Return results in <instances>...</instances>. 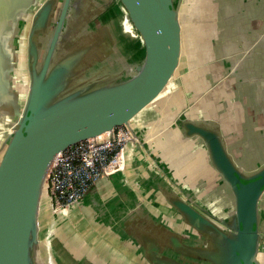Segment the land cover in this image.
Instances as JSON below:
<instances>
[{
  "label": "water",
  "instance_id": "obj_1",
  "mask_svg": "<svg viewBox=\"0 0 264 264\" xmlns=\"http://www.w3.org/2000/svg\"><path fill=\"white\" fill-rule=\"evenodd\" d=\"M232 2L0 0V98L3 89H10L14 104L13 122L0 132V138L4 137L0 150V264H84L64 256L65 248L51 236L55 223L47 225L48 262L43 263V210L48 209L53 221L66 218L72 208L90 203L99 184L124 174L129 149L139 144L131 122L145 109L160 104L167 106L162 116L165 124L176 122L186 137L202 143L224 198L206 208L187 194V199L171 192L162 194L174 215L173 224L147 215L150 222L123 225L122 233L133 237L130 246L146 264H264L262 149H256V156L250 147L239 154L230 151L217 124L191 120L188 110L175 115L167 102L168 90L174 91L187 57L186 25L210 26L203 29L204 42L209 43L204 59L209 62L196 65L203 83L217 72L230 83H240L250 77L234 78L235 73L255 71L251 65L240 64L249 50L235 52L236 39L245 40L235 31V19L221 16L232 12ZM206 8L214 14L202 16ZM194 12L195 18L190 16ZM56 14L48 43L42 44ZM24 74L27 83L22 80ZM205 88L202 96L211 87L206 84ZM233 95L227 100L237 101ZM223 106L228 105L223 102ZM218 107L220 104L213 106L221 111ZM119 127L130 136L123 169L96 180L66 215L55 211L47 189L56 157L82 141L112 139ZM95 197L93 202L100 203V197Z\"/></svg>",
  "mask_w": 264,
  "mask_h": 264
},
{
  "label": "crops",
  "instance_id": "obj_2",
  "mask_svg": "<svg viewBox=\"0 0 264 264\" xmlns=\"http://www.w3.org/2000/svg\"><path fill=\"white\" fill-rule=\"evenodd\" d=\"M232 6V12H223L221 16L235 19L236 33L245 38L236 39L235 52H250L244 61L242 57L239 59L242 62L238 63L251 65L255 71L251 74H246L245 70L235 73L234 78L250 77L240 83H230L222 72L203 83L196 65L209 62V59H204V52H209V43L204 42L203 29L210 26L186 25L187 57L183 61V72L177 75L174 91L168 90V107L175 111V115L188 110L191 120L195 118L217 124L230 151L239 154L250 147L256 156L259 148L264 157V37L260 39L264 34V0H233ZM213 14L208 8L202 12L205 17ZM219 15L220 12L216 14ZM190 16L195 18L197 14L194 12ZM248 18L254 21L249 22ZM21 62L19 58L22 66ZM189 65L193 67H187ZM20 72L17 67V73ZM206 84L211 88L202 96ZM3 92L5 94L0 98V132L13 122V91L3 89ZM229 92L235 94L232 99L237 101L227 100ZM223 102L228 106L224 107ZM218 104L221 111L213 108ZM166 109L167 106L164 108L162 104L151 106L131 122L139 144L129 149L125 173L99 184L91 193L88 205L72 208L66 218L55 221L45 208V214L51 218L45 224L46 229L47 225L55 223L51 236H55L65 248L67 254L64 256L84 264H146L130 246L133 237L122 233L123 225L143 220L150 222L148 216L168 226L173 224L175 218L167 206L165 193L178 194L184 199H187V194L194 203L206 208L211 207L213 201L223 200L219 176L207 162L202 143L198 138L186 137L176 122L165 124L162 116ZM3 143L4 137L0 138V150ZM92 196L93 201L95 196H99L100 203L93 202ZM46 229L40 232L43 263L48 262L45 258ZM84 252L87 256L83 255Z\"/></svg>",
  "mask_w": 264,
  "mask_h": 264
},
{
  "label": "built area",
  "instance_id": "obj_3",
  "mask_svg": "<svg viewBox=\"0 0 264 264\" xmlns=\"http://www.w3.org/2000/svg\"><path fill=\"white\" fill-rule=\"evenodd\" d=\"M129 140L127 130L119 127L114 130L112 139L82 141L60 153L48 180L53 209L66 215L96 180L122 170Z\"/></svg>",
  "mask_w": 264,
  "mask_h": 264
},
{
  "label": "flooded vegetation",
  "instance_id": "obj_4",
  "mask_svg": "<svg viewBox=\"0 0 264 264\" xmlns=\"http://www.w3.org/2000/svg\"><path fill=\"white\" fill-rule=\"evenodd\" d=\"M96 20H97V18L94 17V21H96ZM56 21H57V14L55 15V19H54V21L51 22V23H49L48 28L46 29V33H47V35H46L44 38L41 37V38H42V39H41L42 44L47 45L48 40H49V38H50V36H51V34H52V32H53V29H54V26H55ZM72 21H73V20H72ZM72 21H70V24L72 23ZM92 23H93V18L88 22V24L90 25V24H92ZM64 26L67 27V24L65 23ZM86 27H88V25H86ZM63 32H64V31H63ZM69 41H72V40L69 39Z\"/></svg>",
  "mask_w": 264,
  "mask_h": 264
},
{
  "label": "rangeland",
  "instance_id": "obj_5",
  "mask_svg": "<svg viewBox=\"0 0 264 264\" xmlns=\"http://www.w3.org/2000/svg\"><path fill=\"white\" fill-rule=\"evenodd\" d=\"M21 63H22V62H21ZM18 67H19V70H22V68H23V66H21V65H19V64H18ZM22 80H24V83H25V82L27 83V76H26L25 74H24V76L22 77ZM43 212H44V213H42L41 226H43V229H46V225H45V224H46L47 221L50 220V219L48 218L49 216L45 214V210H43ZM44 216H45V218H44ZM44 219H45V221H44ZM83 255H84V256H87V253L84 252ZM45 264H46V263H45Z\"/></svg>",
  "mask_w": 264,
  "mask_h": 264
},
{
  "label": "trees",
  "instance_id": "obj_6",
  "mask_svg": "<svg viewBox=\"0 0 264 264\" xmlns=\"http://www.w3.org/2000/svg\"><path fill=\"white\" fill-rule=\"evenodd\" d=\"M134 47H135V45H134Z\"/></svg>",
  "mask_w": 264,
  "mask_h": 264
}]
</instances>
